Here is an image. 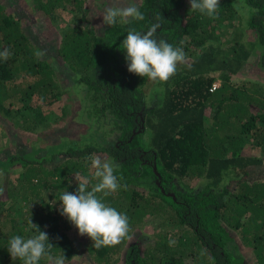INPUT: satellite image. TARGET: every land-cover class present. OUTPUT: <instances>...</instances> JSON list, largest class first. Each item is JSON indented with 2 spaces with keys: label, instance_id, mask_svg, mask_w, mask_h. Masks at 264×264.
Masks as SVG:
<instances>
[{
  "label": "trees",
  "instance_id": "trees-1",
  "mask_svg": "<svg viewBox=\"0 0 264 264\" xmlns=\"http://www.w3.org/2000/svg\"><path fill=\"white\" fill-rule=\"evenodd\" d=\"M28 1L57 30V56L43 54L22 15L0 0V51L11 53L7 61L0 59V114L13 123L10 133L48 132L40 106L50 105L61 91L53 58L70 68L64 70L70 87L83 90L95 122L117 135L103 146L64 136L49 142L34 138L13 151L0 148V264H22L11 259L7 245L13 236L37 234L30 220L48 234L50 254H64L70 263L77 239L60 214L59 196L76 191L77 173L96 182L89 169L100 152L117 165L115 174L126 187L98 195L127 215L130 232L120 244L99 249L88 237L95 263L118 264L126 249L124 264H187L188 258L193 264H248L245 250L251 264H264V92L253 83H232L255 49L257 65L264 68V0H242L251 9L246 25L255 38L236 39L227 48L217 39L220 24L236 12L232 0H219L215 19L192 11L189 0H136L144 20L118 21L99 34L87 16V0ZM61 7L74 12L73 22L63 18ZM154 23L160 25L157 41L185 53L176 74L159 84L129 73L119 48L129 29L146 33ZM155 85L161 98L147 106ZM16 101L24 105L14 106ZM149 218L157 222L153 247L130 250L129 237ZM172 226L176 230L170 232Z\"/></svg>",
  "mask_w": 264,
  "mask_h": 264
},
{
  "label": "rangeland",
  "instance_id": "rangeland-1",
  "mask_svg": "<svg viewBox=\"0 0 264 264\" xmlns=\"http://www.w3.org/2000/svg\"><path fill=\"white\" fill-rule=\"evenodd\" d=\"M232 1L236 8V12L219 26V38L217 41H220L224 48L231 46V43L236 39L246 42L247 40H253L255 38V33L246 25L248 16L251 12L250 7L243 3L242 0ZM3 2L10 7H15L22 15V24L26 28V32L28 31L35 43L41 47L42 53L47 57L52 56L54 58V56H57V30L46 25V23L42 20L41 12L33 11L28 0H3ZM131 2L136 4V0H87L85 2V6L87 7V16L90 18L93 26L99 34L106 26L103 24L102 18L104 10L107 7L114 5L125 7ZM59 9L63 18L73 22L75 17L73 11L69 10V8L61 7ZM257 54L258 49H255L241 69V73L232 76V83L235 85L243 83L250 85L253 83L255 87L260 88L261 92H264V68L257 65ZM53 58L51 59V64L57 70V79L60 84L61 91L57 95L58 97L55 98L50 105L40 106L41 110L45 112L47 116L42 123H45V130L48 132L37 137L36 131L23 132L21 129H17L15 133H10L14 131V126L12 125L13 123H11V121L4 114H0L1 149L13 151L19 144L22 145L24 143H28L34 138H38L40 141L49 142L61 139L64 136H66L67 139L75 137L78 138L80 142L89 141L102 146L106 145L108 141L116 140L117 132L109 130L108 124H97L95 119H93L94 117L91 108L88 107L87 103L84 102L82 98L83 90H79L80 87H77V89L76 87H70L71 80L64 72V70H66V72L71 71L70 68L65 66L61 68L58 63L59 59L57 60ZM161 94L162 89L160 86H151L146 96L147 106L158 103L161 98ZM23 105V102L22 104L17 101L14 103V106ZM41 124L38 126L39 130L43 128ZM57 126L62 127L59 128V130L53 129ZM95 128L97 130H95ZM62 132H65V134L62 135ZM94 156H98L103 160L112 161L111 157L105 152H100L99 154L95 153ZM262 171L264 172V166ZM17 172L18 169L11 171V177H16L18 175ZM89 172H93V169H89ZM85 173L86 172L77 173L76 177L73 179V183H77V180H80L81 177H85ZM199 183L201 184L200 180L195 181L192 184L197 186ZM156 225V220L149 218L145 221V226L136 228L133 231V234L129 237L130 243L134 244L130 250H133L136 246H138L139 251L142 253V251H144L147 247H153V244L155 243L154 232H156ZM175 230L176 226H172L169 229L170 232ZM72 231H75L77 247L69 264H97L92 260L91 256L88 255L87 252L88 236L79 235L74 226ZM125 250L126 249H124L123 253H120L121 256L118 264H124L123 256H125ZM243 256L248 264L253 262V258L249 254L248 250L243 251ZM186 263L193 264L190 258L186 259Z\"/></svg>",
  "mask_w": 264,
  "mask_h": 264
},
{
  "label": "clouds",
  "instance_id": "clouds-1",
  "mask_svg": "<svg viewBox=\"0 0 264 264\" xmlns=\"http://www.w3.org/2000/svg\"><path fill=\"white\" fill-rule=\"evenodd\" d=\"M189 3L192 11H199L213 19L216 18L220 5L219 0H189ZM102 18L104 25L113 26L118 21H142L145 16L136 4L131 2L125 7H107ZM159 27L158 23H154L146 33L134 28L129 29L119 45L125 52L127 71L143 78L147 77L156 84L167 82L176 74L178 64L185 62L182 48L173 47L162 39L157 41L154 38ZM10 56L8 49L0 51V59L7 61ZM91 167L94 169L92 179L96 182L91 184L88 177H81L75 192L64 191L59 196V211L62 216L67 217L79 235H87L92 240L93 247L99 249L115 246L128 238V217L104 203L98 194L106 197L126 185L120 184V178L115 174L117 165L114 162L97 156L92 159ZM29 223L36 229L37 234L29 238L19 235L10 238L7 250L11 259L19 260L22 264H39L41 259H46L49 264H65L64 254L56 257L50 254L53 245L49 243L48 234L41 231L31 220Z\"/></svg>",
  "mask_w": 264,
  "mask_h": 264
},
{
  "label": "built area",
  "instance_id": "built-area-1",
  "mask_svg": "<svg viewBox=\"0 0 264 264\" xmlns=\"http://www.w3.org/2000/svg\"><path fill=\"white\" fill-rule=\"evenodd\" d=\"M217 85H218V82H214V83L212 84V87H211L210 89L215 88Z\"/></svg>",
  "mask_w": 264,
  "mask_h": 264
},
{
  "label": "water",
  "instance_id": "water-1",
  "mask_svg": "<svg viewBox=\"0 0 264 264\" xmlns=\"http://www.w3.org/2000/svg\"><path fill=\"white\" fill-rule=\"evenodd\" d=\"M154 169H155V166H154ZM157 183H158V184H160V182H159V181H157Z\"/></svg>",
  "mask_w": 264,
  "mask_h": 264
}]
</instances>
